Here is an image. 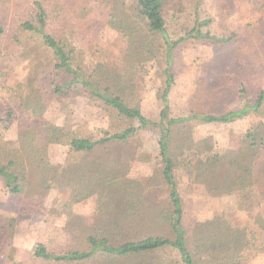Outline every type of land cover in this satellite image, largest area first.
I'll return each instance as SVG.
<instances>
[{
  "label": "trees",
  "instance_id": "16d2710c",
  "mask_svg": "<svg viewBox=\"0 0 264 264\" xmlns=\"http://www.w3.org/2000/svg\"><path fill=\"white\" fill-rule=\"evenodd\" d=\"M88 0H31L20 5L0 0V37L6 36L2 20L13 19L6 54L28 58L41 56L47 78L14 108L6 107L2 121L17 125L13 148L0 145V178L11 195H22L29 184V169L39 173L43 193L54 185L66 191L65 201L75 204L97 197L96 220L85 237L75 240L64 251L52 252L45 245L33 248V256L59 264H240L241 249L264 246V218L257 214L253 225L241 226L223 212L207 224L190 218L180 193L178 158L195 151L205 162L206 171L195 187L212 197L233 190L256 188L264 198V156L257 147L264 141L260 123L246 133L243 151L224 149L212 152L211 138L194 139V124H231L256 112L264 101L261 91L253 105L245 99L246 86L264 64V44L250 38L243 53H237L232 71L210 80L199 81L189 114L172 116L169 93L174 84L171 74L172 53L186 38L227 44L233 37L218 38L203 33L208 22L194 21L185 37L172 39L167 17L183 11V0H100L105 24L126 40L127 49L118 66L98 63L84 68L70 38L76 30L86 31L91 8ZM251 10L264 19V0H247ZM40 59V58H39ZM161 59L165 64L158 120L152 122L130 106L136 92L139 67ZM233 74V75H232ZM232 75V76H231ZM238 78V83L233 80ZM236 80V81H237ZM231 84V85H230ZM28 86H31L29 84ZM32 88V87H29ZM53 96L83 97L99 103L122 121L135 122L100 140L80 137L69 127L56 126L44 118ZM233 97L234 103H231ZM152 127L159 134L162 166L141 182L128 176L129 165L123 147L139 130ZM68 148L64 163L52 165L47 147ZM117 148L122 149L116 150ZM132 158V157H131ZM165 186L163 199L150 200L147 187ZM13 222L0 230L1 242L11 238ZM168 228L171 237L162 235Z\"/></svg>",
  "mask_w": 264,
  "mask_h": 264
},
{
  "label": "rangeland",
  "instance_id": "374dc122",
  "mask_svg": "<svg viewBox=\"0 0 264 264\" xmlns=\"http://www.w3.org/2000/svg\"><path fill=\"white\" fill-rule=\"evenodd\" d=\"M12 1L25 6V2L31 0ZM183 1V11L167 17V30L172 39L185 37L196 21L208 22L201 27L203 33L218 38L233 37V40L227 44H210L186 38L174 49L171 64L174 84L169 93L172 116L187 115L194 109L191 98L199 81L210 80L213 85V74L222 76L232 71L237 53L246 50L250 38L264 44V19L251 10L247 0ZM99 2L88 0L86 6L91 8V13L86 18V27L89 29L76 30V35L70 38L87 70L98 63L120 65L127 49L125 38L105 24L106 13ZM126 3L131 6L134 0H126ZM2 23L7 35L0 37V145L13 148L17 125L13 123L8 126L2 121L4 110L6 107L17 106L29 89L43 83L47 76L42 72L45 65L39 54L32 52L28 58L15 53L13 56L6 54L13 19L8 17ZM164 70L165 64L161 59L139 67L137 89L130 102L131 107L138 109L152 122L158 120L162 107L160 94L165 79ZM253 75V83L245 87V99L250 105L264 91V64ZM237 79L233 80L234 84L238 83ZM231 99V103H234L237 97ZM43 116L56 126L69 127L80 137L92 140H100L128 126L138 125L122 121L99 103L83 97L53 96ZM260 123L264 125V101L259 110L249 112L231 124H194L192 130L195 140L200 141L207 136L211 138L212 152L224 149L243 151L241 149L244 147L246 133ZM158 141V131L152 127L139 130L128 140L123 149L128 157L130 178L143 183L150 182L149 178L158 172L162 166ZM116 150L122 152L120 148ZM67 151L66 146L48 145L50 163H64ZM257 151L264 156V141L258 145ZM178 162L180 193L186 201L188 217L211 224L217 215L227 212L241 226H252L257 214L264 218V198L256 188L233 190L212 197L198 192L195 187L206 171L203 157L201 160L195 151L190 150L180 156ZM28 171L30 181L22 195H11L0 178V230L7 228L9 220H14L11 238L4 242L0 239V264H59L34 257L33 248L43 244L49 251L58 252L64 251L71 244L75 246L77 241L90 232L96 220L97 197L91 196L75 204L62 202L67 198L66 191H57L51 183L49 190L43 193L38 183L39 173L33 169ZM147 190L152 194L150 200L166 196L164 185L158 188L147 187ZM161 234L171 237L168 228H163ZM237 259L240 264H264V246L241 249Z\"/></svg>",
  "mask_w": 264,
  "mask_h": 264
}]
</instances>
